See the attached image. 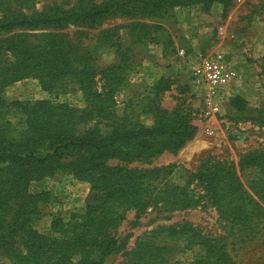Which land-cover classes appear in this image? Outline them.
<instances>
[{
	"label": "rangeland",
	"instance_id": "1",
	"mask_svg": "<svg viewBox=\"0 0 264 264\" xmlns=\"http://www.w3.org/2000/svg\"><path fill=\"white\" fill-rule=\"evenodd\" d=\"M112 1L7 0L4 5L0 0V16L3 8L31 15L53 8L79 10ZM53 32L76 44L81 55L97 69L120 72L125 81L115 95V112L127 115L130 123L151 126V110L159 107L183 112L196 127L195 137L176 154L164 153L148 162L121 166L134 170L162 168L165 170L156 183L182 186L205 161H228L248 193L253 195L251 186L263 196L261 200L252 196L261 213L248 228L230 224L209 206L164 211L158 203L138 221L134 210H128L112 232L116 249L102 264H154L149 260L154 250L160 255L158 264H264V169L240 172L238 167L239 160L248 154L264 159V0H203L160 11L123 7L93 28L71 24ZM181 51L184 56H180ZM217 54L236 71L237 79L223 97L219 112L213 115L191 86L188 70L191 59ZM94 83L100 90V76ZM3 96L8 102L49 100L76 109L86 107L75 83L68 84L65 94L55 96L43 91L38 80L25 79L8 85ZM236 97L241 99L238 108L229 103ZM4 118L15 134L23 129L21 115L12 112ZM107 165L115 167L118 163L111 160ZM29 192L48 194L36 206L39 221L35 229L46 234L51 216L67 220L84 211L90 186L58 174L30 183ZM13 240V247L25 253L23 241L17 236ZM9 250H2L0 244V264H11ZM139 253L144 260L137 259Z\"/></svg>",
	"mask_w": 264,
	"mask_h": 264
},
{
	"label": "trees",
	"instance_id": "2",
	"mask_svg": "<svg viewBox=\"0 0 264 264\" xmlns=\"http://www.w3.org/2000/svg\"><path fill=\"white\" fill-rule=\"evenodd\" d=\"M203 0H125L87 8L26 15L3 8L0 16V244L10 248L11 264H102L116 249L112 232L134 210L138 221L150 207L165 211L211 207L221 218L239 228L253 225L263 199L251 186V196L228 161L207 160L190 173L184 185H162L156 180L165 169L134 170L120 164L148 162L164 153L176 154L197 132L179 110H151L153 124L130 123L115 112V95L124 77L110 68L97 69L76 44L61 31L69 25L93 28L112 11L134 6L160 11ZM226 2V0H206ZM7 0H3L5 5ZM103 84L96 89L94 79ZM111 77V78H110ZM36 79L47 93L65 94L69 83L81 90L86 107L76 109L49 100L8 102L4 89L15 82ZM240 98L230 104L238 108ZM22 116L23 129L14 133L5 115ZM101 126V127H100ZM117 161L110 167L108 161ZM239 171L264 169V159L251 154L239 160ZM66 174L90 186L81 214L67 220L51 216L46 234L35 229L38 203L46 192L31 194L29 185ZM162 179V178H161ZM23 241L25 253L13 247L14 237ZM210 247V246H208ZM157 250L149 260L158 264ZM139 261L144 260L141 253Z\"/></svg>",
	"mask_w": 264,
	"mask_h": 264
},
{
	"label": "built area",
	"instance_id": "3",
	"mask_svg": "<svg viewBox=\"0 0 264 264\" xmlns=\"http://www.w3.org/2000/svg\"><path fill=\"white\" fill-rule=\"evenodd\" d=\"M184 55L181 51L180 56ZM188 78L209 106L210 113L215 115L220 110L223 97L228 95L236 82L237 73L223 62L220 55H201L191 59Z\"/></svg>",
	"mask_w": 264,
	"mask_h": 264
}]
</instances>
